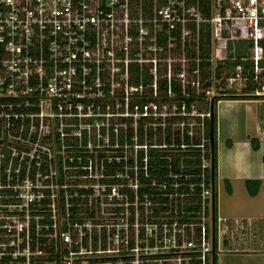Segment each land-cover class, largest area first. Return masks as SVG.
I'll return each mask as SVG.
<instances>
[{
  "label": "built area",
  "instance_id": "2783aa9c",
  "mask_svg": "<svg viewBox=\"0 0 264 264\" xmlns=\"http://www.w3.org/2000/svg\"><path fill=\"white\" fill-rule=\"evenodd\" d=\"M263 61L264 0H0V264H213L211 105Z\"/></svg>",
  "mask_w": 264,
  "mask_h": 264
},
{
  "label": "crops",
  "instance_id": "0c3cea01",
  "mask_svg": "<svg viewBox=\"0 0 264 264\" xmlns=\"http://www.w3.org/2000/svg\"><path fill=\"white\" fill-rule=\"evenodd\" d=\"M243 51L246 53L248 50ZM256 91L259 90L245 93L240 99L222 98L215 108L219 146L216 213L224 219L218 225L216 264H221L217 257L219 254H243L261 259V264H264V92L259 91L258 94ZM238 107H242V111H236ZM224 144L228 151L222 149ZM234 182L244 187V194L235 193ZM248 182L260 183L255 196L250 194ZM236 195L242 196L241 201H246L242 205L245 211L231 212L226 208L227 202Z\"/></svg>",
  "mask_w": 264,
  "mask_h": 264
},
{
  "label": "rangeland",
  "instance_id": "374dc122",
  "mask_svg": "<svg viewBox=\"0 0 264 264\" xmlns=\"http://www.w3.org/2000/svg\"><path fill=\"white\" fill-rule=\"evenodd\" d=\"M240 51L245 52L243 50H239V52ZM239 52H238V56H240ZM236 53H237V51H236ZM247 54L249 57L252 56V52L250 50L247 51ZM227 57H228V55H227ZM234 62L235 61H233V60L227 61V64L224 68L225 70L223 71V76L225 73L229 74V73L233 72V74H234V72L237 71V69L233 68V66H232L234 64ZM262 64H264V61ZM162 70H164V68H162ZM249 71L252 73L251 70H249ZM256 72L258 73V75L255 74L254 77L258 76V81H250V84L252 82V85L258 87V90L260 92H264V67H262V65H261V67L258 68V70ZM162 74H163V72H162ZM223 84L227 87L226 81H224ZM250 84L248 82H247V84H245V82L240 83V84L238 82H235L234 86L239 85L238 88H242V89H244V91H246L248 89V87L250 86ZM226 87H224V88H226ZM215 108H216V106H215ZM240 110L242 111V107H238L236 109V111H240ZM217 143H218V139H217ZM222 149H225L228 151V147L225 144L222 145ZM218 151H219V146H216L217 154H218ZM230 152H231V150H230ZM232 152L234 154H237V151L232 150ZM233 186H234V190H235L236 194H239V193L244 194V192H245L244 187H240L241 185L239 183L234 182ZM217 188H219L218 183H217ZM222 188L225 190L224 186ZM217 191H218V189H217ZM240 198H242V196L236 195L232 201L227 202V205H225L226 208L231 212H242L243 210L245 211L246 209L242 205H243V203L246 204V201L245 200L241 201ZM217 257L219 258V261H221V264H261V262H260L261 259L249 258L247 255H243V254H230V255L225 254L222 256H221V254H219V255H217ZM218 263H220V262H218Z\"/></svg>",
  "mask_w": 264,
  "mask_h": 264
},
{
  "label": "trees",
  "instance_id": "16d2710c",
  "mask_svg": "<svg viewBox=\"0 0 264 264\" xmlns=\"http://www.w3.org/2000/svg\"><path fill=\"white\" fill-rule=\"evenodd\" d=\"M203 42H204V39H203ZM209 53H210V49H208V47L205 46L204 48H202V50H201V56L203 58L205 56L209 55ZM244 53L245 52H242V51L239 52L240 56L244 55ZM204 67H205V64L203 65V68ZM136 76H137L138 81H139V77L142 76L143 83L146 84V85L150 84L151 81H152V79H151L150 75L148 74V72H144V74H141V72L139 70H137L136 71ZM162 83H163L162 86L164 87V85H166V84L164 82H162ZM175 89L176 90H180V87H177L176 86ZM256 89H258V87L252 85V82H251L250 86L245 91V93L246 94L247 93H251V92H253ZM229 98H232V99H240L241 97H238V96H233L232 97L231 96ZM247 99H248V97H247ZM217 102H218V99H216L215 102H214V144H215V149L214 150H215V155H216V161H217V152H216L217 141H216V114H215V106H216ZM208 126H209V129H210L211 128V121L208 123ZM247 187H248V190H249L250 194L252 196H255L258 193V191H259L260 183L259 182H253V183L252 182H248L247 183Z\"/></svg>",
  "mask_w": 264,
  "mask_h": 264
},
{
  "label": "water",
  "instance_id": "95a60500",
  "mask_svg": "<svg viewBox=\"0 0 264 264\" xmlns=\"http://www.w3.org/2000/svg\"><path fill=\"white\" fill-rule=\"evenodd\" d=\"M210 138H211V147L213 149V152H214V149H215V144H214V103H212L211 105V128H210ZM215 235H214V248H215V244H216V241H215ZM213 264H216V252H215V249L213 251Z\"/></svg>",
  "mask_w": 264,
  "mask_h": 264
}]
</instances>
